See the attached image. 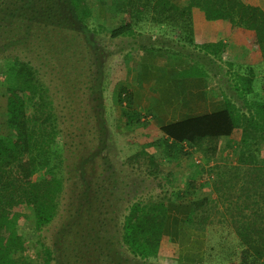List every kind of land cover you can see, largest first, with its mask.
<instances>
[{
    "label": "trees",
    "instance_id": "obj_1",
    "mask_svg": "<svg viewBox=\"0 0 264 264\" xmlns=\"http://www.w3.org/2000/svg\"><path fill=\"white\" fill-rule=\"evenodd\" d=\"M31 1L19 0L20 6L16 10L26 11L25 4L28 9H33ZM69 2L79 19L80 30L90 33L87 19H84L91 12L90 0ZM115 5L123 17L121 25L111 30V38L154 30L221 61L229 70H236L234 77L239 81L236 86L245 106L236 105L222 91L224 110L161 128L152 125L148 128L161 133L162 141L159 139L155 144L160 143V150L167 158L173 156L176 145L182 147L184 144L197 147L208 158L215 153L218 164L211 169L196 166L193 173L205 172L202 175L205 180L199 181V175H195L196 182L192 179L190 186L201 187L207 184L210 174L216 175L213 191H222L220 198L223 200L229 194L231 198L235 196L226 205L230 218L224 217L225 226L231 227L235 235L230 253L244 264H264V148L260 146L264 140V94L255 83V67L264 64V0H186L182 5L171 0H116ZM8 9L6 6L0 8L2 19L16 16L17 11L6 13ZM73 37L69 42L73 47H79L82 40ZM164 45L161 40H147L140 46L186 54L194 63L191 68L195 75L211 76L204 64L188 52ZM71 51L68 57H72ZM126 60L122 61V68L127 71ZM0 76L4 88L0 94V117L7 127L6 131L0 132V264H52L54 259L59 264H67L66 259H58L57 244L66 238L64 250L69 247L72 250L66 254L77 255L71 245L72 238H68L70 229L68 233V228L65 232L59 230L58 242L52 245L47 244L44 237V231L59 214L68 181L62 166L57 169L46 165L53 152L52 145L62 132L57 99L29 61L11 60L1 68ZM96 77L94 81L97 82L100 76ZM89 86L96 90L94 82ZM119 102L125 108L126 119L133 124L141 125L145 119L150 121L147 114L133 108L132 97L124 87L120 89ZM36 124L39 127L36 128ZM235 129H241L242 135L235 151L238 161L230 167L226 163L229 154L220 149L219 142L231 137ZM104 140L102 138L101 142ZM207 141H212L213 145L204 147ZM145 144L149 146L132 150L129 161L139 167L148 166V174L157 177L160 171L157 167L163 164L161 153L147 149L154 146V142ZM228 144L233 145L231 141ZM100 154L84 155L80 160L86 165L91 163L93 167L95 163L97 166L100 161L96 157ZM232 182L241 183L239 191H235L236 185L233 187ZM98 193H102L100 187ZM168 200L172 201V197L149 196L130 206L123 224V240L134 260L159 257L170 210L171 201ZM217 201L209 197L193 199L187 226L196 230L200 225L212 222L209 220L213 218V206ZM231 211L239 212V218ZM82 227L86 229L84 225ZM114 257L122 259L119 253Z\"/></svg>",
    "mask_w": 264,
    "mask_h": 264
},
{
    "label": "rangeland",
    "instance_id": "obj_2",
    "mask_svg": "<svg viewBox=\"0 0 264 264\" xmlns=\"http://www.w3.org/2000/svg\"><path fill=\"white\" fill-rule=\"evenodd\" d=\"M115 1L90 0L91 12L84 19H87L91 32L84 33L78 26L79 19L69 0H32L30 4L33 9H28L25 4L26 11L21 13L16 10L20 6L19 0H0V8H9L6 13L17 11L15 17H0V71L14 59H24L32 63L57 99L56 109L60 115L62 132L57 142L52 145L53 152L46 160V165L48 168L53 166L57 169L62 166L68 181L61 198L59 214L44 231L45 241L52 245L53 242H58L59 230L65 232L68 228V233L70 229L68 238H72L71 245L77 255L66 254L72 251L70 247L64 250L66 238L57 244L58 259H66L67 264H178L177 258L166 252L159 254L158 258L134 260L124 245L125 216L130 206L138 200H145L149 196H165L172 197V201H168H171L169 212L177 215L174 227L181 221L188 225L192 200L209 197L218 200L213 206V218L209 220L213 221L196 228L203 229L204 240L199 238L193 242L196 247L204 245L205 258L202 264H244L230 253L235 235L231 227H226L224 223V217L230 218L226 205L235 196L231 198L228 193L227 199H221L222 191H213L212 185L217 182L216 175L213 174L209 175L207 184L195 188L190 186L192 179L196 182V178H193L195 175H199V181L205 180L202 176L205 172L193 173L194 169L196 166L211 169L217 162L215 153L208 158L197 147L184 144L182 147L176 145L173 156L167 158L160 150V143L155 144L159 139L162 141L161 133L154 128H148L152 124L146 119L144 126L143 120L141 125L127 120L124 115L125 108L119 102V92L127 72L122 68V61L127 58L128 64V56H132L135 48H142V41L161 40L164 46L188 52L204 64L208 73L216 78L222 91L236 105L243 107L245 102L239 96L236 86L239 81L234 77L236 70H229L221 61L205 56L199 50L185 46L183 42L170 40L154 30L144 31L143 35L111 38V30L121 25L123 17L116 10ZM74 35L82 40L79 47H73L69 42ZM162 36L165 38L160 39ZM88 37L89 41L86 40ZM70 51L72 57H68ZM255 70V83L264 94V64L255 67ZM96 76H100L97 82L94 81ZM2 82L0 76V94L4 90ZM93 82L96 90L89 88ZM35 127L39 125L36 124ZM6 130L7 127L0 117V132ZM241 135V129H237L233 136L219 142L220 149H225L229 154L226 163L230 167L238 161L235 151ZM102 138L105 139L103 142ZM230 141L232 146L228 144ZM151 142H154V146L147 149L157 150L163 161L157 167V170L160 169L157 177L148 174V166L143 164L139 167L129 161L133 149L149 146L145 143ZM205 145L212 146L213 142L207 141L204 147ZM260 146L264 148V140ZM59 152L61 155L58 156ZM99 152L101 154L96 158L100 164L97 166L95 163L93 167L91 163L86 165L80 160L84 155H99ZM232 184L235 187L236 183ZM240 184L239 182L236 189H233L239 191ZM99 187L102 193H98ZM172 192L177 194L173 195ZM180 212L183 216L181 219ZM231 212L239 215L237 211ZM164 245L165 249L171 251L174 242L168 240ZM118 253L121 260L114 257ZM52 264L59 263L54 259Z\"/></svg>",
    "mask_w": 264,
    "mask_h": 264
},
{
    "label": "crops",
    "instance_id": "obj_3",
    "mask_svg": "<svg viewBox=\"0 0 264 264\" xmlns=\"http://www.w3.org/2000/svg\"><path fill=\"white\" fill-rule=\"evenodd\" d=\"M171 1L180 5L186 2ZM128 57L123 87L132 97L133 108L147 114L153 127L161 128L226 108L223 92L216 78L212 75H195L191 68L194 63L188 55L142 47L135 48L132 56ZM236 131L237 129L232 136ZM176 216L169 212L160 255L172 253L178 264H202L204 245L194 247L193 242L199 238L204 240L203 231L195 230L181 220L174 227ZM182 217L180 212L179 218ZM168 240L174 242L171 251L165 249L167 243L163 246Z\"/></svg>",
    "mask_w": 264,
    "mask_h": 264
}]
</instances>
